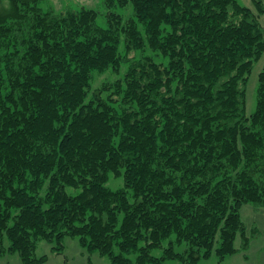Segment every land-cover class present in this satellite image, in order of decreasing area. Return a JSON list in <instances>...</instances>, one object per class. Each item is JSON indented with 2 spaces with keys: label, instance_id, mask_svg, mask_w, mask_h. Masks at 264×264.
Masks as SVG:
<instances>
[{
  "label": "trees",
  "instance_id": "obj_1",
  "mask_svg": "<svg viewBox=\"0 0 264 264\" xmlns=\"http://www.w3.org/2000/svg\"><path fill=\"white\" fill-rule=\"evenodd\" d=\"M255 1L0 0V252L39 264V239L73 235L112 264H198L219 232L236 251L240 207L264 205Z\"/></svg>",
  "mask_w": 264,
  "mask_h": 264
},
{
  "label": "rangeland",
  "instance_id": "obj_2",
  "mask_svg": "<svg viewBox=\"0 0 264 264\" xmlns=\"http://www.w3.org/2000/svg\"><path fill=\"white\" fill-rule=\"evenodd\" d=\"M53 8L57 11L61 10L65 5L77 6L81 4L86 7H97L100 0H49ZM241 3L253 8L256 11L255 0H239ZM264 6V0H261ZM44 7H49L48 3L43 4ZM258 9V8H257ZM261 22L264 26V13L261 16ZM264 70V52L260 60L254 66L247 85V113L250 114L256 108L257 87L259 83V74ZM101 81L98 76L94 87ZM107 185L113 189L124 187L125 179L123 176L110 174V179ZM48 187L42 190L46 194ZM132 191H129V194ZM240 218L242 219L246 236L238 233L234 240L236 251L222 256L219 254V249L222 244L219 232L215 238L213 252L209 257H202L198 264H264V205H257L252 202L243 204L239 210ZM248 235V237H247ZM3 252H0V264H23L19 253L9 250L10 240L4 238ZM63 244V247H62ZM60 245L57 240L50 241L46 238H41L37 241L35 256L43 257L39 264H112V260L108 255H103L100 251H90L84 246L79 236L66 235L62 239ZM188 245L175 244L177 251L187 249ZM161 249H155V254H160ZM166 264H183L180 260L171 259Z\"/></svg>",
  "mask_w": 264,
  "mask_h": 264
}]
</instances>
